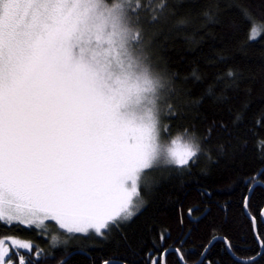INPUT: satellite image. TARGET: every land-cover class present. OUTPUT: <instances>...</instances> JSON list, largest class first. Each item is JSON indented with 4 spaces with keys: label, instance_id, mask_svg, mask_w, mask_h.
Masks as SVG:
<instances>
[{
    "label": "snow or ice",
    "instance_id": "obj_1",
    "mask_svg": "<svg viewBox=\"0 0 264 264\" xmlns=\"http://www.w3.org/2000/svg\"><path fill=\"white\" fill-rule=\"evenodd\" d=\"M207 27L243 32L245 48L264 29V0H0V264H189L184 246L202 231L214 192L202 188L163 231L148 222L133 240L126 230L147 210L150 177L165 173L162 188L191 175L201 156L234 158L250 141L261 167L243 181L241 208L257 250L236 255L212 228L197 264H218V241L233 264H264V232L254 227L264 222V109L241 90L235 57L205 56L208 71L184 80L163 65L170 40L195 43ZM184 120L192 123H172ZM219 209L227 219L229 205ZM22 228L55 230L63 247L44 252L18 238Z\"/></svg>",
    "mask_w": 264,
    "mask_h": 264
},
{
    "label": "trees",
    "instance_id": "obj_2",
    "mask_svg": "<svg viewBox=\"0 0 264 264\" xmlns=\"http://www.w3.org/2000/svg\"><path fill=\"white\" fill-rule=\"evenodd\" d=\"M260 31L261 36L250 42L245 48H240V45L245 43L243 32L228 37L221 28L207 27L203 36L195 37V43L191 41L184 42L182 38H173L168 42L163 65L168 72L176 73L181 80H184L191 76L193 69L198 68L201 75L208 71L202 63L205 56L215 54L235 57V66L238 67L239 73L244 78L241 90L251 89L252 95L247 98L248 101L253 108L264 109V29ZM201 41L203 42L201 43ZM177 87L185 86L178 84ZM195 87L193 81H189L186 85L188 91H195ZM204 111L205 113L214 111L211 101L206 102ZM215 111L220 112L219 109H215ZM192 115L195 116L196 113H192ZM227 118L224 115V119ZM172 123L188 127L192 121L184 120ZM195 127L202 133L207 125L201 120L195 123ZM178 131L180 129L174 126L172 129L173 135ZM253 143V141H250L248 151L237 153L234 158H222L215 151L211 153V159L201 156L198 165L192 169L191 175H184L180 180L173 179L162 188H157L156 184L166 174L154 173L153 177H150L154 181L153 186L144 192L147 210L143 211V215H140L135 223L126 230L127 234L133 240L142 239L144 237V225L148 222L154 225V231L156 229L163 231L167 224L175 221L178 209L181 206L186 208L193 202L200 201L199 192L202 188H207L214 192V205L206 218H203L202 231L194 235L184 246L188 253L189 264H195L200 259L199 253L201 252L202 240L207 237L212 228H216L217 235L229 237L236 249V255L254 254L257 246L253 235V227L241 208L242 197L246 190L243 181L248 178V175L261 167L260 161L256 158ZM207 147L208 145H205V148ZM259 202V199H257L256 203L259 204ZM224 203L229 205L227 219L219 209V205ZM256 225L257 231L264 232L262 222H258ZM18 231V238L36 243L44 252H56L63 247L65 237L55 230L43 236L36 235L34 232L23 228ZM52 236L57 237L56 241L52 240ZM173 238L175 239V234ZM89 243L91 242L70 241L71 245L84 247ZM53 245L55 246L53 247ZM210 256L218 264H233L234 262L222 241H218L213 246ZM171 259L175 260V256L173 255ZM74 264H85V260L83 257H79Z\"/></svg>",
    "mask_w": 264,
    "mask_h": 264
},
{
    "label": "water",
    "instance_id": "obj_3",
    "mask_svg": "<svg viewBox=\"0 0 264 264\" xmlns=\"http://www.w3.org/2000/svg\"><path fill=\"white\" fill-rule=\"evenodd\" d=\"M247 217V216H246ZM264 224V222H262ZM253 227V225H252ZM255 227V230L257 231V225L254 226ZM230 254V256L234 259V255L231 253V252H228ZM197 264V262L195 263Z\"/></svg>",
    "mask_w": 264,
    "mask_h": 264
},
{
    "label": "rangeland",
    "instance_id": "obj_4",
    "mask_svg": "<svg viewBox=\"0 0 264 264\" xmlns=\"http://www.w3.org/2000/svg\"><path fill=\"white\" fill-rule=\"evenodd\" d=\"M27 241V240H26ZM31 242V241H30Z\"/></svg>",
    "mask_w": 264,
    "mask_h": 264
}]
</instances>
